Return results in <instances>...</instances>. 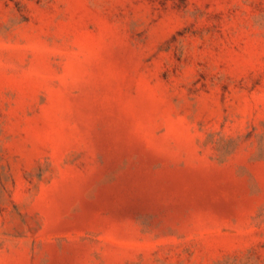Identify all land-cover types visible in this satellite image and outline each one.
I'll return each mask as SVG.
<instances>
[{
    "label": "rangeland",
    "instance_id": "rangeland-1",
    "mask_svg": "<svg viewBox=\"0 0 264 264\" xmlns=\"http://www.w3.org/2000/svg\"><path fill=\"white\" fill-rule=\"evenodd\" d=\"M0 264H264V0H0Z\"/></svg>",
    "mask_w": 264,
    "mask_h": 264
}]
</instances>
